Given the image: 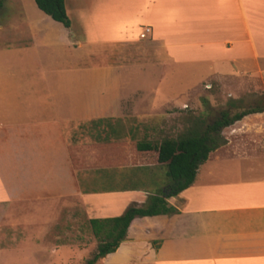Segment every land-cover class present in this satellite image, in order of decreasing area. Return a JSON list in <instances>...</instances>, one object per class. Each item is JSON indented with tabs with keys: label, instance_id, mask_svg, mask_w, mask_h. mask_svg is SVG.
<instances>
[{
	"label": "crops",
	"instance_id": "obj_1",
	"mask_svg": "<svg viewBox=\"0 0 264 264\" xmlns=\"http://www.w3.org/2000/svg\"><path fill=\"white\" fill-rule=\"evenodd\" d=\"M65 5L70 28L34 0L0 7V253L29 251L50 264L67 248L69 264L82 260L96 240L91 220L144 207L166 186L146 188L162 166L133 164L135 142H157L186 106H202L199 98L214 106L206 99L217 80L223 91L234 88L224 77L264 74V0ZM109 48L127 54L105 60ZM177 67L205 73L189 90L194 102L177 109L148 99ZM142 70L156 82L131 78ZM222 134L227 143L194 184L167 200L178 212L135 218L97 264H264V160L245 143L264 137V112Z\"/></svg>",
	"mask_w": 264,
	"mask_h": 264
},
{
	"label": "rangeland",
	"instance_id": "obj_2",
	"mask_svg": "<svg viewBox=\"0 0 264 264\" xmlns=\"http://www.w3.org/2000/svg\"><path fill=\"white\" fill-rule=\"evenodd\" d=\"M126 54V49L109 48L107 50L105 60H110V58L115 61L123 60ZM144 73L146 72L143 70L142 72L136 71L134 73L135 75H131V78L133 79L136 77H141V79H139L141 82H156L157 75L155 73L148 74L149 71L146 74ZM204 75L205 73L203 72L183 67L169 69L164 80L158 85L156 95H152L151 92H149L147 94V98L156 100L158 102H165L169 99L171 100V103L175 105V107L177 106V109H182L183 104H190V97L194 102V93H196V91L190 93L189 96V90L193 86L197 85ZM221 80L234 88L225 89L222 91L219 89L220 87L217 80L214 89L210 91V93L213 91L215 95L211 94L207 99L204 97V99H206V101L211 104L215 102L214 106H211L210 104L204 106L205 102L203 99H197L202 106H192L191 104L186 106V109L182 111L183 113L181 115L169 120L168 125L170 124V127L157 134L154 139L157 142H161L167 139L179 140L192 137L194 135L201 134L207 128V126L220 119L221 114L224 112L234 115L243 110L264 105V74L230 76L224 77ZM210 82L213 83L214 81L211 80ZM143 97H145V94ZM222 131L224 133V129ZM222 135L224 134L221 132L220 144L224 145L227 143V141L225 140L226 136ZM245 140H247L245 143L250 145L248 149L252 150L253 152V154L251 153V156H258L260 159L264 160V137H249ZM238 142L242 141L239 139ZM156 169L157 172L152 177L151 184L146 185V188L152 190L153 194H157V192L163 188V183L166 182L167 184L168 181L166 176L167 168L157 167ZM95 186V188L102 187L99 184H96ZM89 230L90 234H92L93 231L91 225L89 226ZM93 243V245H89L87 249L83 251L85 257L82 260H75L71 263L87 264L89 260H92L94 255H96L98 252L100 241L96 238ZM58 252V257L56 258L55 263L69 264V258L74 251L67 248L58 250ZM29 253V251L24 250L8 249L0 253V264H50L48 261L42 260V262L39 263V260L36 261V259L28 258L27 254Z\"/></svg>",
	"mask_w": 264,
	"mask_h": 264
},
{
	"label": "trees",
	"instance_id": "obj_3",
	"mask_svg": "<svg viewBox=\"0 0 264 264\" xmlns=\"http://www.w3.org/2000/svg\"><path fill=\"white\" fill-rule=\"evenodd\" d=\"M38 8L53 20L71 27L66 11L65 0H34ZM2 0H0V7ZM264 105L243 110L234 115L221 114L220 119L207 126L198 135L179 140L167 139L162 143L143 139L133 144L131 162L138 166H162L167 168L168 183L156 196L150 197L144 207H130L124 215L110 219H94L90 225L94 236L100 241L98 252L87 264H96L100 259L118 250L128 229L137 217L171 215L178 211L169 206L167 200L177 197L190 188L197 176L198 169L209 158L212 151L221 146V132L234 125L245 116L263 113Z\"/></svg>",
	"mask_w": 264,
	"mask_h": 264
},
{
	"label": "built area",
	"instance_id": "obj_4",
	"mask_svg": "<svg viewBox=\"0 0 264 264\" xmlns=\"http://www.w3.org/2000/svg\"><path fill=\"white\" fill-rule=\"evenodd\" d=\"M145 33H146V34L150 33V29H149V28H146V29H145Z\"/></svg>",
	"mask_w": 264,
	"mask_h": 264
}]
</instances>
